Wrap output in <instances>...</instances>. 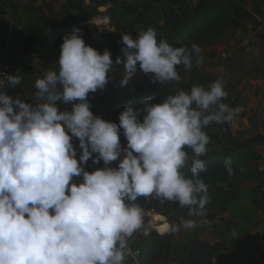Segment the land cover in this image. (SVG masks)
I'll return each instance as SVG.
<instances>
[{"label": "clouds", "instance_id": "1", "mask_svg": "<svg viewBox=\"0 0 264 264\" xmlns=\"http://www.w3.org/2000/svg\"><path fill=\"white\" fill-rule=\"evenodd\" d=\"M157 37L151 26L135 37L122 33L121 55L113 60L73 29L62 36L57 66L35 79L34 103L3 91L5 80L21 85L18 71L0 79V264H125L133 255L129 239L143 228L141 197L204 215L209 198L201 157L210 143L204 129L231 124L240 111L223 102V79L177 88L159 102L148 97L138 108L126 105L118 123L94 115L88 100L105 88L114 64L123 66L121 86L138 71L159 84L178 82V66L203 64L199 45ZM89 160L103 167L87 171ZM223 167L233 174L231 157ZM196 226L181 219L171 231Z\"/></svg>", "mask_w": 264, "mask_h": 264}, {"label": "rangeland", "instance_id": "2", "mask_svg": "<svg viewBox=\"0 0 264 264\" xmlns=\"http://www.w3.org/2000/svg\"><path fill=\"white\" fill-rule=\"evenodd\" d=\"M6 1L8 2L7 8H11L13 6L11 3L12 1ZM182 1L183 3L173 5L167 0H66L59 3L58 6L60 7L57 10V18L56 20L50 18L51 21H48V25L50 26L54 21L57 23L61 21L59 23L60 25L70 22L76 23L79 26H84L88 34L87 45L94 48L92 42L103 37L120 40L122 33H130L135 37L136 34L143 29L137 21L138 17L148 21L150 26L155 28L158 39L164 38L170 42L175 31L181 24L187 21L193 9L201 3L219 2L227 5L230 10L234 9L237 12L241 11L238 5V1L241 0ZM129 7L136 9L135 13H127L126 11ZM29 9H31V7L27 4L24 7V11H21V16L26 17V20L31 16ZM187 11H189L188 17L185 16ZM11 12L12 9L7 11L10 15L9 18H12ZM241 15H243L242 12ZM63 18H65L64 21L62 20ZM57 26L58 24L56 26L51 25L50 27L56 28ZM232 44V32L228 31L224 34L220 43L212 46H200L204 57L203 64L200 67L193 66L191 70L180 74L181 79L178 82L168 81L159 84L158 82H153L151 74H144L138 71L137 74L129 80L126 86H121L120 81L124 77L123 66L114 64L109 72L110 78L106 87L110 88V94L114 98L126 99L138 96L142 93L146 94L156 91L174 94L177 88L190 90L193 85H202L207 88L215 80L223 79L228 91V95L223 102L232 108L238 107L240 111L233 123L211 124L204 129L210 137L208 151L213 149H228L231 152H243L247 150L250 151L253 156L257 155L258 157L256 159L252 156L248 164L250 167H258L260 170V180H249L247 183H252V187L256 188L257 194L255 196L261 199L264 185V74L258 72L256 70L257 68H255V72L250 73L248 78L246 76L241 77L240 80H238L239 78H234V76L238 77L237 73L241 71L242 68H236L234 71L232 69L227 70V67L233 60L230 57ZM37 49L38 46L36 45L27 53V57L18 54H13V57H11L13 62L19 65L22 63V66L25 67L24 70L22 67V72H25L27 68L31 70L27 78L34 81L36 78L41 77L39 73L37 74V70L41 68L40 64L42 63L39 62V60H37V62L35 61ZM10 55L11 54H4L1 59L8 64H12L9 62L11 59ZM117 56L119 55H113V60H115ZM21 58L22 62H20ZM15 63L12 65H15ZM53 64H57V61L53 62ZM223 66H225V68ZM254 135H262V139L252 142L248 147H245L244 142ZM188 151L189 156H191V150ZM229 187V184H219L215 188L220 191H226ZM212 189L213 187L208 190ZM256 197L250 199L251 204L257 201ZM236 198H238V196ZM152 203H154V201ZM141 207L143 215L147 216L149 220L140 231L131 237V239L134 246L141 252V249L144 248L148 241L157 238L155 234L157 236L163 235L161 239L164 244V254L161 258H157L153 264H187L185 258L189 255L190 259L195 262L207 248L213 246H217L216 251L200 264H216V260L218 261L220 259L219 261H221L223 258H225L226 262V258H231V255L234 256L232 253L235 243L232 245L231 243L228 245L224 244L223 246L221 245L223 236H221V238L219 237L220 239L217 238L220 233L215 229V224H213V222L217 220L216 216L219 215L218 212L212 213L214 214L212 220H209L206 217L207 215L201 217L203 218V222L208 223L207 219L210 221L208 229L203 234L197 235V233H192L190 237H186L181 235L180 231H171L168 234L159 232V230L156 229L158 225L152 222V215L158 214L163 217V223L173 226V224L178 223L175 222V218L180 217L181 214L178 215L172 212L168 207L156 212L154 210L155 206L152 205L151 202H149V206L145 205V207ZM257 210L260 211L259 217L264 219V205L259 206ZM149 231H154L155 234H151ZM224 237L228 238L227 236ZM181 246L186 247L184 251L172 253L174 249H178ZM223 247L225 248L223 249ZM220 249H223V253L216 256Z\"/></svg>", "mask_w": 264, "mask_h": 264}, {"label": "trees", "instance_id": "3", "mask_svg": "<svg viewBox=\"0 0 264 264\" xmlns=\"http://www.w3.org/2000/svg\"><path fill=\"white\" fill-rule=\"evenodd\" d=\"M171 4L176 5L183 3L182 0H167ZM256 3L264 4V0H250ZM185 4V3H184ZM136 9L128 8L127 13H135ZM31 16L27 22L18 30H11L5 21H0V53L3 48L13 53L29 52L36 45L38 49L36 54L47 63L57 61L59 56V48L62 44V36L70 33L73 29H80V35L85 43L88 42V34L86 28L79 26L76 23H65L56 28H50L45 13L31 8L29 9ZM189 11H187L188 13ZM33 13V14H32ZM189 14V13H188ZM186 16V15H185ZM188 17V16H186ZM138 23L143 29L150 26V23L141 17L137 18ZM237 21L230 8L222 3H201L197 5L191 16L175 31L172 40L169 42L174 46L186 45L191 47L193 43L199 46H212L220 43L224 34L228 31L234 33L237 29ZM94 48L102 53L105 49L109 50L111 57L113 55H121L120 50L123 47L121 40H114L103 37L96 39L92 42ZM27 69L25 73H30ZM177 71L180 74L185 73L184 67L178 66ZM161 91L142 93L138 96L119 99L116 98L115 104L107 111V120L118 123V115L126 105H131L133 108L141 107L148 97L152 98V102H159L166 95ZM253 155L250 151L231 152L228 149H217L208 151L207 155L201 157L204 161L206 170L201 172L200 175L208 185L209 202L206 205L203 216L212 213H222L227 206L233 202L238 194V189L249 180H260V170L257 166H249L248 161ZM231 157L233 160V174L229 175L223 167L225 158ZM258 156H253L256 159ZM219 184H229L230 187L226 191L217 190L215 187ZM148 197H141L138 201L140 206H144ZM154 206L158 210L169 208L172 212L183 216L188 215L187 208H181L177 203L166 200H154ZM202 217V216H193ZM149 218L143 215V227ZM155 234L154 231H149ZM148 241L140 252V260L142 264H153L157 258H161L164 254V244L161 239L163 235H156ZM244 240H238L234 244L233 253L237 254L238 251L244 246ZM217 246L207 248L197 261H192L190 255L185 258L187 264H200L203 260L207 259L211 254L216 251ZM185 246L174 249L172 253L184 251Z\"/></svg>", "mask_w": 264, "mask_h": 264}, {"label": "crops", "instance_id": "4", "mask_svg": "<svg viewBox=\"0 0 264 264\" xmlns=\"http://www.w3.org/2000/svg\"><path fill=\"white\" fill-rule=\"evenodd\" d=\"M5 7L7 8L8 2L6 0H1ZM12 7V18L8 20L6 23L10 27L11 30L20 29L27 20L26 17L21 16V11H24V7L29 4L31 8L38 10L39 12H43L46 15L47 21H51L50 18L56 20L57 18V10L60 6L59 3L64 2L66 0H11ZM238 5L241 9L240 12L232 9V15L237 21V29L234 33H232L233 44L232 51H230V57L233 59L232 63L227 67L228 69L239 68L242 70L237 73V76L234 78L240 80L241 77L246 76L247 78L250 76V73L255 72L256 70L262 74H264V4L252 2L250 0H241L238 1ZM10 3V2H9ZM33 6V7H32ZM7 8V11L9 10ZM241 12L243 15H241ZM20 14V16H19ZM24 17V18H22ZM59 18V17H58ZM253 18V19H252ZM59 20V19H57ZM63 21L65 18L62 19ZM61 21H59L60 23ZM56 21H54L51 25H60ZM70 23V22H69ZM50 25V26H51ZM84 28V26H81ZM51 28V27H50ZM28 52L24 53H13L8 50V48H3L0 53V59L3 58V55H10V58L13 57V54L24 55L27 57ZM36 62L39 60L42 64H40V69L37 70V74L43 77L44 73L49 68H55L57 64L47 63L41 57L36 54ZM1 61L8 66L13 68L12 74L17 73L18 75L23 76V80L21 85L16 87H8L6 89V94L10 96H19L21 99L26 102H36V89L34 86V80L28 79L27 76L30 73L22 72V63L16 64L13 62L12 58L9 60L12 64H8L3 59ZM22 62V58L20 60ZM35 62V63H36ZM30 66V65H28ZM44 66V67H42ZM225 68V66H223ZM25 67H23L24 70ZM29 69V68H27ZM36 73V71H35ZM241 75V76H240ZM89 103L91 105V111L94 115H98L103 119L107 120V111L110 107H112L116 98H114L110 94V88L106 87L103 90H97L95 93H89L88 96ZM58 108L60 110L68 109L70 110V105H65L62 102H57ZM121 143L126 144V141L121 135ZM74 146L78 144L76 139L73 140ZM79 152V149L77 148ZM113 166H115V162H113ZM96 167H103V163L101 162L99 165L92 164V161L89 160L86 165L87 171H92ZM252 184V183H251ZM249 183H244L238 189V198H236L230 205L222 212L216 216V219L213 224H215V229L220 233L217 237L218 239L223 236L221 240V245L224 244H234L239 239L244 240V246L238 251L237 254L231 255V258H223L221 261H215L216 264H264V219L260 218V211H258L259 206H263L264 203V185H263V193L262 198L256 197V188L252 187ZM256 197L257 201L253 204L250 203V199ZM148 201L146 202V206H149V202L152 203L154 201V197H148ZM144 205V207H145ZM156 211V210H155ZM260 218V219H259ZM181 219H193L196 222V227L193 229L184 230L181 229L180 233L183 236L190 237L192 233H197V235L203 234L209 226L210 221L203 222V218L201 217H193L189 215H183L178 218H175V222H180ZM200 219V220H196ZM159 224H164L162 221H159ZM176 224V223H175ZM168 231H164V234H168L171 232L170 224ZM233 231H235V235H233ZM227 236L228 238H225ZM192 237V236H191ZM220 237V238H219ZM249 237V238H248ZM231 238V239H229ZM217 239V240H218ZM132 240V239H131ZM220 241V240H219ZM225 247H223L224 249ZM223 249H220L216 256H219L223 253ZM215 256V257H216ZM125 264H130V262L125 261Z\"/></svg>", "mask_w": 264, "mask_h": 264}, {"label": "built area", "instance_id": "5", "mask_svg": "<svg viewBox=\"0 0 264 264\" xmlns=\"http://www.w3.org/2000/svg\"><path fill=\"white\" fill-rule=\"evenodd\" d=\"M9 16L10 15L9 13H7V8L5 7L4 3L0 0V21L7 22L8 20H10ZM12 71H13V68L3 63L0 59V79L4 78L5 73L11 75ZM6 89H7V81L5 80V88L3 89V91H6ZM128 243H129V247L132 249L133 255L127 257L125 261L130 262V264H142L139 258L140 250L134 246L131 238L129 239Z\"/></svg>", "mask_w": 264, "mask_h": 264}, {"label": "bare ground", "instance_id": "6", "mask_svg": "<svg viewBox=\"0 0 264 264\" xmlns=\"http://www.w3.org/2000/svg\"><path fill=\"white\" fill-rule=\"evenodd\" d=\"M152 222L153 224H157L158 226H156V229L159 230V232H164L167 231L169 228V225L167 223H164L162 225L159 224V221L164 222L163 217L158 215V214H154L152 215Z\"/></svg>", "mask_w": 264, "mask_h": 264}, {"label": "water", "instance_id": "7", "mask_svg": "<svg viewBox=\"0 0 264 264\" xmlns=\"http://www.w3.org/2000/svg\"><path fill=\"white\" fill-rule=\"evenodd\" d=\"M185 15L186 16H188V13L186 12L185 13ZM259 137L261 138L262 137V135H254V136H252L249 140H246L245 142H244V146L245 147H248L250 144H252V142H254V140H259ZM154 210H156V212H158V209L157 208H155ZM209 220H212L213 218H214V214H209V215H207L206 216Z\"/></svg>", "mask_w": 264, "mask_h": 264}, {"label": "flooded vegetation", "instance_id": "8", "mask_svg": "<svg viewBox=\"0 0 264 264\" xmlns=\"http://www.w3.org/2000/svg\"><path fill=\"white\" fill-rule=\"evenodd\" d=\"M263 105H264V104H263ZM259 139H262V137H261V138L259 137ZM255 141H257V139H256V140H254V142H255Z\"/></svg>", "mask_w": 264, "mask_h": 264}]
</instances>
